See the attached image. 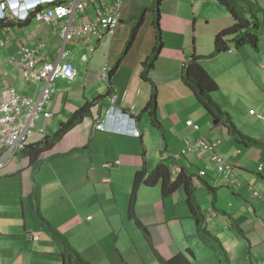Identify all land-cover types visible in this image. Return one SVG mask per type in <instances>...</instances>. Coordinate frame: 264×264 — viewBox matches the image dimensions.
I'll return each instance as SVG.
<instances>
[{"label": "crops", "instance_id": "0c3cea01", "mask_svg": "<svg viewBox=\"0 0 264 264\" xmlns=\"http://www.w3.org/2000/svg\"><path fill=\"white\" fill-rule=\"evenodd\" d=\"M71 1L73 0H57L61 4H69ZM112 1H95L93 5L88 6L85 13L76 14L72 21L62 19L53 25H43L34 20L33 14L26 22L13 23L0 29V52L6 51L11 57L18 54L23 42L28 47L43 44V56L49 61H56L64 48L66 55L60 63L71 64L77 73L72 82L57 80L52 83L53 94L45 105V111L51 114V118L37 122L30 142L35 143L41 139L38 133L41 126L46 131H54L86 103H93L90 118H84L52 149L41 155L42 166L34 182L32 170H25L31 168L28 159L22 162L25 168L18 164L23 158H18L0 172V264H62L60 247L42 231L39 223L32 219L29 195L35 184L41 189V214L52 226H58L59 232L85 260L91 264H115L111 262L115 254V257L121 259L117 264H123L125 259L121 248L125 247L127 253L130 246L124 245L121 229L126 230L127 226L131 225L127 219L131 183L141 164L139 167L132 166L130 156L125 155L130 150L124 152L120 149L121 145L128 148L132 145L130 143H133L135 149L136 144L138 147L141 145L140 151H143L145 157L150 151L160 153V162L170 169L172 175L177 173L173 169L175 165L191 172L189 169L195 168L197 163H201L204 168L191 173L197 174L204 170V177L208 175L206 169L211 166L207 156L202 157L200 153L194 152L186 159L181 158L183 161L179 159L177 162L174 159L183 148L184 140H193L192 130H188L184 124L179 134L182 137L171 136L168 132L169 128H174V120L182 111L192 109L195 113L202 107L197 104L191 89L182 81L183 68L192 59H197L213 78L207 64L216 57L211 58L214 39L221 30L231 26V23L225 25L224 18L223 23H219L221 17H210L208 7L216 11L220 9L208 0H200L204 5L199 11H196L195 0H162L158 26L164 46L157 61L148 71L147 79L151 83L149 84L142 81L140 76L143 72V62L151 56L156 46L158 30L154 26L155 14L151 21L146 16L148 14L150 17L157 0H121L119 26L112 37L105 36L100 40L83 38L66 43L61 38L62 28L69 24L76 25L93 20L96 8L100 5L110 6ZM254 1L260 8L261 2H264ZM140 13L142 16L138 22L136 17ZM206 19L207 25L215 22L209 33L203 35L199 25ZM92 47L95 50L91 53ZM232 55V52H228L218 56ZM238 55L242 57L241 50ZM83 56L87 57L86 62L82 61ZM7 59L2 60L0 57V86L12 87L16 91L20 90L21 93L17 91L19 94L27 95L32 89H25L18 71L6 63ZM260 72L264 74V68ZM18 84L20 86L17 89ZM41 86L42 84L35 86L31 97L38 96V88ZM153 88H156L157 92V117L162 121L161 130L165 133V153L160 151L161 144L157 145L158 149L150 145L161 143V140L158 141L161 131L150 125L148 114L143 112ZM114 95L117 96L115 107L136 121V130L140 137L95 131L96 120L104 119L110 106V98ZM192 99L196 102H192ZM178 123L180 124L179 121ZM127 124L125 118L117 114L108 121V126L112 129L124 130L127 129ZM202 125L204 126L203 123ZM214 126V129L201 132L200 135L208 143L215 144L217 153L239 170L240 178L232 187L225 186L219 176L213 177V183L199 179L203 185L206 183L215 189L214 204L210 196L198 197L205 219H211L207 228L220 239L227 252L229 264H264V167L259 171L261 164L257 162L261 159V153L257 148L246 149L238 146L223 125ZM170 137L173 140L168 141ZM101 147H111L110 154L103 155ZM169 147L179 148V151L170 152ZM136 157L135 153L134 158ZM109 160L112 161L111 164L119 163L112 168L104 167ZM50 161L56 162L51 166ZM66 174V183L74 180L76 185L75 196L79 200L77 225L83 229V233L78 232L73 237L63 229L72 221L68 218L69 209H60V202L70 198L68 185H64L62 189ZM115 176L124 177V184L114 183L112 187H108L111 185L110 180ZM53 184H58V187ZM6 186L13 189L11 197L3 190ZM195 186L200 188L196 181ZM250 186L260 197H253ZM57 189H62V197L48 203L47 195L51 190ZM149 189L144 185L140 186L135 215L147 228L154 252L161 259L168 260L179 254L188 256L190 250L193 255L192 264H221L215 251L200 243L184 191L179 189L165 199ZM12 198L18 199L19 202L12 201ZM88 200L90 203H87ZM49 207H53L58 216L60 215L59 223L55 225L49 214ZM104 227L112 231L102 233ZM111 234L115 237L113 248L106 240ZM125 240L132 242L128 232ZM154 252L152 251L149 257L140 256L142 264H159Z\"/></svg>", "mask_w": 264, "mask_h": 264}, {"label": "trees", "instance_id": "16d2710c", "mask_svg": "<svg viewBox=\"0 0 264 264\" xmlns=\"http://www.w3.org/2000/svg\"><path fill=\"white\" fill-rule=\"evenodd\" d=\"M162 0H157L152 11L154 12V26L158 30L156 46L153 49V53L143 62V72L141 74V80L149 83L147 79L148 71L153 67L157 61L162 49L163 41L160 36V30L158 26L159 21V7ZM219 5L224 7L228 15L231 16L233 25L221 30L214 39V50L211 58L221 54H225L231 51V47L234 46L238 49L241 46L249 45L253 49L258 48V31L260 29V21L258 16L262 13V9L254 0H216ZM29 20V19H28ZM27 20V21H28ZM10 23L0 22V29L9 27ZM182 81L187 85L197 102L205 109L211 120L218 121V124L223 125L231 139L240 147L243 148H264V145L247 135H244L237 130L234 122L231 120L230 115L223 111L221 107L213 100L212 94L218 90V86L209 73L202 67L197 59H192L182 71ZM93 103H86L83 107L78 109L72 114L69 120L60 124L59 129L51 135H45L38 142L32 143L30 140L27 145L18 153L19 158L28 159L32 168V181H35L36 175L42 166L41 155L50 149H52L61 139L74 127L79 125L88 114ZM149 116V123L157 130H161V123L157 117V92L156 88H153L152 95L149 102L145 106L143 111ZM186 127V122H185ZM200 128V127H199ZM189 129V128H188ZM191 130V129H190ZM193 132V131H192ZM201 134V129H200ZM181 151V150H180ZM192 155V154H191ZM190 155L180 156V158L186 159ZM206 157V155H202ZM178 162V161H177ZM114 164H112L113 166ZM210 165V164H209ZM198 177V173L194 174L187 172L185 168H182L176 175H172L170 169L164 165L159 164L151 174H147L146 168L143 167L137 170L133 177V183L131 186V193L128 203V219L134 221L138 230L142 233L148 245L154 252L151 239L147 228L137 219L135 215V206L137 201L138 190L141 185L145 187H155L161 182V195L162 198H167L177 190L182 189L186 196V202L191 215V218L195 222L196 234L203 246L209 247L215 251L220 258L221 264H229V258L227 252L217 236H214L207 228L208 219H205L201 210L200 204L197 200V187L195 186L194 177ZM199 178V177H198ZM203 178V177H202ZM201 180V178H199ZM235 185V184H234ZM207 191L212 195V203H215V189L204 183ZM226 186V185H225ZM233 185H231L232 187ZM229 187V186H228ZM40 199L41 189L35 184L32 192L29 195V202L33 217L39 222V226L42 231L54 240L60 247L59 256L62 259V264H91L85 260L79 252H77L68 239L62 235L52 224L41 214L40 211ZM155 253V252H154ZM156 254V253H155ZM224 259L222 260V257ZM159 264H192L193 259L192 252L188 250V256L179 254L168 260L161 259L156 255Z\"/></svg>", "mask_w": 264, "mask_h": 264}, {"label": "rangeland", "instance_id": "374dc122", "mask_svg": "<svg viewBox=\"0 0 264 264\" xmlns=\"http://www.w3.org/2000/svg\"><path fill=\"white\" fill-rule=\"evenodd\" d=\"M208 1L212 2V4H215L216 8L220 9V10L216 11V10H211V8L208 7V11H210V13H211L210 17H214V18L215 17H221L220 20L218 21L219 23H223V21L225 19L226 20L225 25H230V23H231V26H232L233 21H232L231 17L228 15V13L225 11V9L223 7L217 5L214 0H208ZM194 2H197L196 11L201 10V6L204 5V3L201 2L200 0H195ZM260 6L262 9V13L258 16V19L260 21V29L258 31V48H257V50L253 49L249 45L241 46L238 48V50L234 46H232L231 51H230V52H232V54H234V55H232V57L216 56V57H214V59H211L208 61L207 68H208V66L210 67L209 68L210 73L213 75L212 79L215 81V83L218 86V90L212 94L213 100L221 107V109L223 111L227 112L230 115V117H231L232 121L234 122L238 131H240L244 135H247L253 139L260 141L264 145V120H259L256 117H250V115H249V111H253L256 113V115H260L264 118V74L262 72H260L263 68L261 69L259 67V65L264 62V2H261ZM153 14L154 13L151 12L150 17L148 16V14L146 17H148V19H150V21H151ZM141 16H142V13L137 15L136 20L138 22H139V18ZM205 21H207V19L204 20V22L200 23V25H199V28L201 29V34H203V35H206L209 33L211 28L214 27V22H215V21H212L210 23V25H207ZM239 50H241L242 57H240L238 55ZM9 55L10 54L6 51L0 52V57L2 58V60L7 59L9 57ZM11 57H16V56H11ZM11 57H9V58H11ZM225 58H228V59L225 60ZM19 86L20 85L18 84L16 86V88L18 89ZM23 86L25 87V89L26 88H29V89L31 88L32 90L35 89L34 85H28V84L24 83ZM32 90H30L26 94L31 96ZM17 91H19V93H21L20 90H17ZM103 96H105V94ZM104 99L106 100L107 98L105 97ZM192 102L195 103L196 102L195 99H192ZM197 104H199V103L197 102ZM180 108H182V107H180ZM186 111H188V110H186ZM186 111H182V114H180L176 118V120H174V124H173L174 128H169L168 133L171 136H177V137L180 136L179 135L180 131L184 127V124L187 121V119L188 120L191 119L190 121L193 120L194 122H196L198 124V126L201 127V132H206L209 129H214L215 126L213 125V121L211 120L210 116L207 114V112L205 111V109L203 107H201L199 109V111L195 112V113L192 109L188 112H186ZM187 115H189L190 117L187 118L186 117ZM201 115H204V116H201ZM86 117L90 118V114H88ZM205 119H206V121H205ZM178 121L180 122V124L178 123ZM201 121H204V122H201ZM202 123L204 124V126L202 125ZM58 129L59 128H57L54 131H48V130L46 131L44 129L45 130L44 135H45V133L47 135H51L52 133L56 132ZM160 134H161V136L158 139V141L161 140V143H156V144L151 143L150 145L153 146L155 149H158L157 145L161 144L160 145V151H161V153H165L166 142H165V138H164V136H165L164 130H163V132L161 131ZM180 137H182V136H180ZM170 140H173V139L170 137V139L168 141H170ZM130 144H132V145H129L128 148H125L124 145H121L120 149H122L124 152L126 150H130L129 153H127L125 155L130 156L129 161L132 162V166L134 165L136 167H139V165L141 164V168L143 167V165L146 168V164H147V168H146L147 174H151L159 164H163L162 162H160V159H161L160 153L150 151L148 153V156L145 157V155L143 154V151L142 150L140 151L141 145H140V147H138L139 145L136 144V149H135L134 144L133 143H130ZM101 150H102L103 155H106V154L109 155L110 154L109 151L111 150V147L107 148V149L101 147ZM258 150L261 153V159L257 160V162H259L264 167V148L262 149L260 147V148H258ZM169 151L176 153L179 151V148L174 149V148L169 147ZM135 153L137 155L136 158H134ZM18 158H19V156L17 155V160H18ZM24 160L25 159L19 160L18 164H20V166L22 165L25 168V166L22 164V162ZM178 160H179V158L176 159V161H178ZM180 160L183 161V159H181V158H180ZM50 162H51L50 165L52 166L53 164H55L56 161H50ZM111 162L112 161H110V160L107 161L105 163L104 167L112 168L113 166L117 165V164H115L116 163L115 162V163H113L114 164L113 166L107 167V164H111ZM117 163H119V162H117ZM227 163H229V162H227ZM210 166H211L210 168L206 169V172L208 173V175L204 178H201V180L203 182L213 183V177L219 176V179L222 182H224L223 181L224 175L217 168L213 167L211 164H210ZM133 168H135V167H133ZM199 168H204V166H202L201 163H197L195 165V168L191 167L189 170L191 172L196 173L197 170H199ZM25 170H32V169L31 168L30 169L25 168ZM72 171H74V168L72 169ZM253 171L255 172L256 169H253ZM23 172H27V171L23 170ZM231 172H232V170L229 169L228 175H230ZM235 172L238 175V177L236 179L239 180V178H240L239 170L235 169ZM106 177L109 178V176H106ZM66 180H67V174L65 176V182H63L62 189H64V185L65 186L68 185V190L70 191V198L62 200V202H60V209L61 208L62 209L63 208L69 209L68 218H71L72 221L69 225L64 226L63 229L69 235H71V237H73V235L77 234L78 232L83 233V229H81L77 225L78 219L76 218V214L79 210V206H78L79 200L75 196V190H76L75 182H74V180H70V181H67V183H66ZM83 181L84 180H81V182H83ZM110 181H111V185H108V187H112L114 185V183H119V184L123 185L124 184V177H116L115 176ZM194 181H196L198 184V187H200V188H197V192H196L197 193V200H198V197L200 195L201 196L207 195V196H210V198H211L212 195L207 191L206 187L202 184V182H200V180L197 176L194 177ZM132 183H133V179H132ZM132 183H131V185H132ZM53 185L58 187V184H53ZM11 188L12 187H10V186H6L3 189L8 197H11V194H12L11 191H13V189H11ZM62 189L51 190L49 192V194L47 195L48 203H51V202L56 201L59 198H61L62 196L60 195V192H61L60 190H62ZM253 190H251L252 195H253ZM149 191H151V192L156 191L158 196L162 198L161 182H159V184H157L155 187L150 188ZM11 200L15 201V202L16 201L19 202V200L16 198H12ZM87 203H90V200H88ZM56 204H58V202ZM82 204H84V203H82ZM74 208H77V210L74 211L73 210ZM49 214L53 218V220H52L53 225H55L56 223H59L58 220L60 219V215L58 216L57 210H55L53 207H49ZM32 219L34 222L36 221L35 218L32 217ZM127 219H128V214H127ZM36 222H38V221H36ZM129 222H131V221H129ZM130 224L131 225H129V227L127 226L126 230L121 229V236L124 240V245L130 246V250H128L127 253L125 252V250H126L125 247L121 248L122 255L125 259V262H122V263L123 264H142L139 257L140 256H142V257L143 256L144 257L151 256L152 249L148 245V243L145 240L142 233L138 230L134 221H132ZM53 227H56L57 230L59 229V228H57L58 226H53ZM117 229L119 230V228H117ZM101 231H102V233H107V232L109 233L112 230L107 229V227H104ZM127 232H128V235L131 237L132 242H130V240H125ZM106 238H107L106 240H108V242L110 243V247L113 248L114 242H115L114 235H112V234L108 235ZM156 255L157 254H155V257H156ZM133 257H135V258H133ZM223 259H224V256L222 257V260ZM111 262L117 264L118 262H121V259L119 257H115V254H114V256H112V258H111Z\"/></svg>", "mask_w": 264, "mask_h": 264}, {"label": "built area", "instance_id": "2783aa9c", "mask_svg": "<svg viewBox=\"0 0 264 264\" xmlns=\"http://www.w3.org/2000/svg\"><path fill=\"white\" fill-rule=\"evenodd\" d=\"M97 0H73L69 4L58 3L54 0L53 5L40 9L34 15V20L43 25H53L57 20L69 19L76 14L85 13L89 5H93ZM121 0H113L110 6H99L95 10V18L84 23L76 25L69 24L61 29V38L64 43L77 39H97L100 40L105 36L112 37L119 23V9ZM8 8L7 2L0 0V14H3ZM5 22H16L15 18L9 14L1 15ZM43 44L36 47H28L25 42L21 43L20 50L16 57L7 59L6 63L14 67L21 77V80L28 85L37 86L42 84L40 92L36 98L19 95L12 87L0 86V172L12 161H16V154L24 149L30 138L34 136V129L40 118L48 119L51 114L44 110L45 104L52 95L51 85L54 81L64 80L72 82L75 80L77 73L71 64H61L60 61L65 57L64 48L56 61H49L43 56ZM94 47L90 52H94ZM82 61L86 62L87 57L83 56ZM264 68V62L260 64ZM117 96L110 98L109 109L102 121L96 120L94 129L99 132H114L125 136L138 137L139 134L131 131H121L112 129L108 126V121L115 114L122 116L121 111L115 107ZM249 115L255 116L259 120H264L262 116L256 115L255 112L249 111ZM186 128L193 131L192 141L184 140V146L181 151L174 156L178 159L180 156L191 155L198 152L207 156L209 163L217 168L223 175V183L231 186L237 183V173L235 168L227 163L216 151L215 144L206 142L200 135L198 125L190 120L186 121ZM39 133L43 134V128ZM117 164V163H115ZM112 164H107V167ZM174 171L180 172L181 167L174 166ZM229 169L232 170L228 175ZM262 166H259V171ZM205 176V171L200 170L198 177ZM251 190H253L250 187ZM253 197H260L256 190H253ZM215 217V214H213ZM206 220L205 222L209 221Z\"/></svg>", "mask_w": 264, "mask_h": 264}, {"label": "clouds", "instance_id": "9594fccd", "mask_svg": "<svg viewBox=\"0 0 264 264\" xmlns=\"http://www.w3.org/2000/svg\"><path fill=\"white\" fill-rule=\"evenodd\" d=\"M4 1L7 2V4H8L7 10L4 11L3 14H0V22H2L4 24L5 23L13 24V23H23V22H26L28 19H30V17L33 14H35L40 9L45 8V7L49 6V5H53L54 4V0H4ZM9 14H11L15 18V20H17V21L16 22H5L4 21L5 18H2L1 15H3V17H4V16H7ZM39 85L40 84H38L37 87ZM41 87L38 88V94L40 92ZM51 87H52V85H51ZM19 95H21V94H19ZM22 96H28V95H22ZM29 97H31V96H29ZM32 98H34V97H32ZM48 100H47V102H48ZM44 110H45V107H44ZM121 114H122L121 117L125 118V120L128 122V124H127L128 127H127V129H124V130H122L121 128H117V129H120L121 131L136 132L137 134H139L138 137H140V133L136 130V121L132 117L128 116L127 114H124L122 111H121ZM50 118H48V119H50ZM48 119H42V118H40L39 120H48ZM39 120H38V122H39ZM40 128H43V126H41ZM43 130H44V128H43ZM114 130H116V128ZM111 133H114V132H111ZM119 135H122V134H119ZM39 136H40V138H43L44 137V133L43 134L40 133ZM123 136H125V135H123ZM128 137H130V136H128ZM131 137H134V136H131ZM138 137H134V138H138ZM29 140H31V138ZM18 153L16 155H18ZM16 160H17V156H16Z\"/></svg>", "mask_w": 264, "mask_h": 264}, {"label": "water", "instance_id": "95a60500", "mask_svg": "<svg viewBox=\"0 0 264 264\" xmlns=\"http://www.w3.org/2000/svg\"><path fill=\"white\" fill-rule=\"evenodd\" d=\"M217 124H218V121H214V122H213V125H217Z\"/></svg>", "mask_w": 264, "mask_h": 264}]
</instances>
